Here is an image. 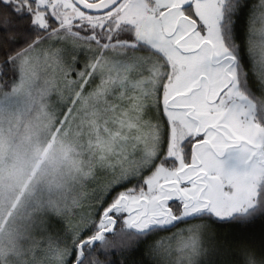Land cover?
<instances>
[{
	"label": "snow or ice",
	"instance_id": "1",
	"mask_svg": "<svg viewBox=\"0 0 264 264\" xmlns=\"http://www.w3.org/2000/svg\"><path fill=\"white\" fill-rule=\"evenodd\" d=\"M0 55L109 140L65 264H264V0H0Z\"/></svg>",
	"mask_w": 264,
	"mask_h": 264
},
{
	"label": "rangeland",
	"instance_id": "2",
	"mask_svg": "<svg viewBox=\"0 0 264 264\" xmlns=\"http://www.w3.org/2000/svg\"><path fill=\"white\" fill-rule=\"evenodd\" d=\"M16 68L11 87L0 79V263L65 264L97 142L109 140L87 97L66 113L70 93L54 77Z\"/></svg>",
	"mask_w": 264,
	"mask_h": 264
},
{
	"label": "trees",
	"instance_id": "3",
	"mask_svg": "<svg viewBox=\"0 0 264 264\" xmlns=\"http://www.w3.org/2000/svg\"><path fill=\"white\" fill-rule=\"evenodd\" d=\"M3 59H5V57H3L2 55H0V62H2ZM15 75L16 74H15L14 71L8 70L7 71V74L3 78H0V79H3L2 81L5 83V87L6 88L11 87V84H12L14 78H15ZM257 230H259V226H257Z\"/></svg>",
	"mask_w": 264,
	"mask_h": 264
},
{
	"label": "flooded vegetation",
	"instance_id": "4",
	"mask_svg": "<svg viewBox=\"0 0 264 264\" xmlns=\"http://www.w3.org/2000/svg\"><path fill=\"white\" fill-rule=\"evenodd\" d=\"M15 72V74H16V71H14Z\"/></svg>",
	"mask_w": 264,
	"mask_h": 264
}]
</instances>
